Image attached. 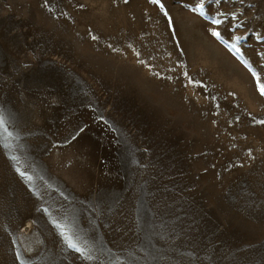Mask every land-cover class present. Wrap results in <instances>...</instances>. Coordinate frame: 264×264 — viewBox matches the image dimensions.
<instances>
[{
    "label": "rangeland",
    "instance_id": "374dc122",
    "mask_svg": "<svg viewBox=\"0 0 264 264\" xmlns=\"http://www.w3.org/2000/svg\"><path fill=\"white\" fill-rule=\"evenodd\" d=\"M257 77L264 0H0V264H264Z\"/></svg>",
    "mask_w": 264,
    "mask_h": 264
},
{
    "label": "snow or ice",
    "instance_id": "6c2138e0",
    "mask_svg": "<svg viewBox=\"0 0 264 264\" xmlns=\"http://www.w3.org/2000/svg\"><path fill=\"white\" fill-rule=\"evenodd\" d=\"M125 3L128 2V0H124ZM203 0H201V5H202ZM152 3H158V0H152ZM194 11H199L201 15H203V8L202 6L199 7L198 9H194ZM171 23V22H170ZM213 24L218 25L220 24L219 20H213L212 21ZM214 36H216L217 38L220 37V33L219 32H213L212 33ZM93 39H96L95 36L92 37ZM253 76H256V73L253 72ZM197 82L192 81L191 79H189V84H195ZM257 90L259 91L261 96H264V81H261L258 77H257ZM256 124H260V125H264V120H256L255 121ZM4 124H5V120L3 118V114L0 113V133H2L4 131ZM73 139H75V137H73ZM65 241L67 243V246L71 249H75L77 252L80 251V249L77 247V244L73 242V239L70 236H65ZM17 260H20V256L19 254L17 255Z\"/></svg>",
    "mask_w": 264,
    "mask_h": 264
},
{
    "label": "bare ground",
    "instance_id": "6f19581e",
    "mask_svg": "<svg viewBox=\"0 0 264 264\" xmlns=\"http://www.w3.org/2000/svg\"><path fill=\"white\" fill-rule=\"evenodd\" d=\"M39 243H40V241H39Z\"/></svg>",
    "mask_w": 264,
    "mask_h": 264
}]
</instances>
